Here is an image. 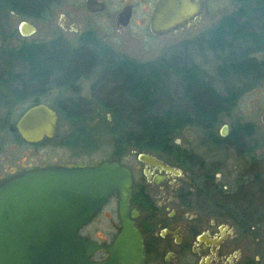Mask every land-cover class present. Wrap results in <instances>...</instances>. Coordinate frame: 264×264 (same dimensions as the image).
<instances>
[{"label": "trees", "instance_id": "trees-1", "mask_svg": "<svg viewBox=\"0 0 264 264\" xmlns=\"http://www.w3.org/2000/svg\"><path fill=\"white\" fill-rule=\"evenodd\" d=\"M236 1L242 6L213 29L183 43L177 53L151 61L117 54L90 30L83 32L75 45L55 38L0 48V100L5 98L4 90L12 100L11 118L5 122L15 123L28 107L47 103L48 92L55 89L69 91L56 103V109L79 124L77 133L71 134L73 146L80 143L82 134L89 138L85 123L101 110L112 117L111 131L117 136L119 150L113 152L115 157L130 143L139 150L175 156L179 150L175 137L187 126L223 139L217 132L223 113L264 80V0ZM60 3L0 0V34H14L9 20L12 13L42 20ZM208 53L218 60L210 78L196 60ZM94 73L97 78L90 93L83 96L81 81ZM239 124L233 125L226 140L238 137ZM12 138L19 139L15 134Z\"/></svg>", "mask_w": 264, "mask_h": 264}, {"label": "flooded vegetation", "instance_id": "flooded-vegetation-1", "mask_svg": "<svg viewBox=\"0 0 264 264\" xmlns=\"http://www.w3.org/2000/svg\"><path fill=\"white\" fill-rule=\"evenodd\" d=\"M96 1L104 2L105 9L107 8L105 0ZM130 1L121 2L122 8L119 12L131 6L133 16L138 6H142V10H146V14L151 18L159 0ZM207 3L208 0H205L197 20H191L181 27H191L199 23ZM63 18L69 19L67 15H63ZM115 24L118 32L127 27L118 26L116 19ZM91 31L100 38L98 31ZM11 105L10 103V107ZM16 121L8 122V131L16 133L19 138V141L14 138H11L12 140L29 146L40 143L25 141L16 129ZM261 122L264 124L262 120ZM236 123H240V133L238 137H231L230 140L226 139L232 133L233 125L227 126L226 135H222L223 127L220 129L219 138L223 139L219 140L197 127L202 132L198 147L194 144L184 145L180 136L181 139L176 141L179 150L175 156L160 151L139 150L130 143L121 147L119 156L109 159L118 161L131 171L133 188L129 205L130 215L135 219L144 237L145 264H264V140H260L259 136L263 133V128L259 129L253 121ZM190 128L196 127L187 126L181 133ZM7 140L3 133L0 137V154L4 151ZM126 150L129 154L125 153ZM216 150H232L240 158L239 167L236 165L232 169L236 171L233 172L236 177V189L233 192L228 184L224 183L227 193L224 202L217 203L218 210L209 204L211 202L200 199L216 188L215 177L221 173L216 169L221 168L223 161L213 157ZM141 152L155 156L171 169L140 160L138 155ZM130 154L134 158L130 163H126ZM40 160L38 157V160L14 171H6L7 168H3L2 164L5 172L0 174V182L37 168L85 166L74 162L49 163ZM192 170H195V176L186 178V172L192 173ZM99 216H104L110 221L107 228L96 231L102 235L100 238L92 235L94 222ZM83 230L89 233H84ZM120 230L119 195L115 192L103 209L81 228L79 233L100 244L108 245L113 243ZM109 256V251L101 248L94 253L92 260L103 262Z\"/></svg>", "mask_w": 264, "mask_h": 264}, {"label": "water", "instance_id": "water-1", "mask_svg": "<svg viewBox=\"0 0 264 264\" xmlns=\"http://www.w3.org/2000/svg\"><path fill=\"white\" fill-rule=\"evenodd\" d=\"M205 0H159L149 29L155 36L177 31L197 20ZM92 12L105 3L87 0ZM132 7L116 18L118 26H128ZM29 19L22 20V36L36 33ZM60 112L46 102L28 107L16 121L20 136L29 143L56 137ZM264 122V112L261 116ZM227 125L222 135H226ZM139 159L171 169L148 153ZM133 178L128 167L118 161L103 160L85 166H49L25 171L0 182V264H145L144 237L130 215ZM119 195L121 230L111 244H100L81 235V228ZM105 248L110 256L103 262L92 260Z\"/></svg>", "mask_w": 264, "mask_h": 264}, {"label": "rangeland", "instance_id": "rangeland-1", "mask_svg": "<svg viewBox=\"0 0 264 264\" xmlns=\"http://www.w3.org/2000/svg\"><path fill=\"white\" fill-rule=\"evenodd\" d=\"M107 8L103 11L92 13L86 6V0H61L58 6H55L50 15L42 20L29 21L37 27L36 33L31 36H22L19 32V24L24 18L12 13L10 15V26L13 31L11 37H3L0 34V48L2 47H20L24 43H40L42 41H49L55 38H63L70 44L78 43V38L83 32L95 30L99 39L103 44L110 46L117 54L128 58H134L139 61H151L159 58L162 55L170 56L172 53H177L183 43L197 38L203 33L208 32L224 17L232 15L242 5L236 0H208L203 14L200 17L199 23L193 24L191 27H181L177 31L155 36L150 32L149 19L150 16L146 14V10H142V6H138L136 13L132 16L128 26L121 32L117 31L115 24L116 14L121 10V2H131L130 0H105ZM134 1V0H132ZM137 2V1H136ZM150 2V1H148ZM63 15L68 16V20L63 18ZM262 21V19H261ZM262 25V23H261ZM262 27V26H261ZM260 28L258 25L257 29ZM207 74V78L216 73V63L218 60L214 54L208 53L205 56H200L196 59ZM97 78V73L91 75L87 80L81 81L84 87L82 91L83 96L90 93V86ZM5 98L0 100V137L4 135L7 137V143L4 151L0 154V174L6 171H14V169H21L26 167L31 161H40L49 163L74 162L81 165H91L101 162L103 160L112 159L115 157L113 152L117 150V137L111 131L112 117L110 114L101 110L96 116L86 121L85 125L89 133V138L85 134L80 137L78 145H71L73 140L71 134L77 133L79 124L72 122L65 118L60 113L59 127L56 137L52 139H45L37 145H20V142L12 140L10 131L3 128L8 127V118L10 120L11 114L10 103L11 99L6 90L2 92ZM69 95V91L51 90L46 97L47 103L56 108V103L60 99H65ZM264 112V80L261 84L253 90L241 96L236 105L228 113H223L218 123L217 132L222 129L224 125L231 126L236 122L253 121L258 125L259 129L263 128V133H260V140H264V124L261 122V116ZM108 117V120H106ZM82 126V125H81ZM182 134V135H181ZM180 135L175 137V142L180 136L184 145L197 147L200 146L202 132L197 127L190 128ZM220 134V132H219ZM16 137L17 134L15 133ZM78 136H80L78 134ZM84 137V138H83ZM12 138V139H11ZM181 139V138H180ZM181 141V140H180ZM264 152V146L262 148ZM214 152V151H213ZM228 152V153H227ZM215 151L214 158L223 161L221 168L216 170L221 171L215 177L214 190L200 197L202 200L209 201L210 205L218 210L217 203L224 202L227 189L224 183L234 192L236 189V177L232 170L236 165L240 164V158L231 151ZM125 153H128L126 150ZM38 156V157H37ZM130 156V157H129ZM126 163H130L134 156L129 155ZM3 164V168L2 165ZM189 170V169H188ZM195 172V170H194ZM189 171L186 172V178H191L190 175L195 176ZM225 181V182H224ZM239 206V204H238ZM223 210V209H222ZM221 213V212H220ZM224 215V212L222 213ZM115 220L117 217L115 215ZM110 221L104 216H99L93 226L92 235L100 238L102 235L96 231L102 228H107ZM84 233H89L83 230Z\"/></svg>", "mask_w": 264, "mask_h": 264}]
</instances>
